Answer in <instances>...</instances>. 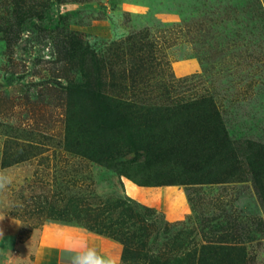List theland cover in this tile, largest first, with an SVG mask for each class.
I'll list each match as a JSON object with an SVG mask.
<instances>
[{
  "label": "rangeland",
  "instance_id": "rangeland-1",
  "mask_svg": "<svg viewBox=\"0 0 264 264\" xmlns=\"http://www.w3.org/2000/svg\"><path fill=\"white\" fill-rule=\"evenodd\" d=\"M0 185V264H264V0H0Z\"/></svg>",
  "mask_w": 264,
  "mask_h": 264
},
{
  "label": "crops",
  "instance_id": "crops-1",
  "mask_svg": "<svg viewBox=\"0 0 264 264\" xmlns=\"http://www.w3.org/2000/svg\"><path fill=\"white\" fill-rule=\"evenodd\" d=\"M131 190L126 186L124 191ZM164 193L170 191V188L164 190L154 189ZM136 191V190H135ZM185 201L180 198L178 206L169 210L170 217L177 216L179 211H185ZM177 209V210H176ZM167 213V212H166ZM39 241L36 243V249L43 251L35 254L30 264H73L75 249L78 247L81 239H86L88 245L95 247L101 254L111 255L118 259L119 245L100 233L89 232L84 229L73 227L69 224H58L55 222L44 223L40 230ZM25 245V243H23ZM45 254V257L42 256Z\"/></svg>",
  "mask_w": 264,
  "mask_h": 264
},
{
  "label": "clouds",
  "instance_id": "clouds-1",
  "mask_svg": "<svg viewBox=\"0 0 264 264\" xmlns=\"http://www.w3.org/2000/svg\"><path fill=\"white\" fill-rule=\"evenodd\" d=\"M2 186L0 185V187ZM2 218L3 216H0V219ZM74 251L73 264H119V260L116 257L101 254L95 247L89 246L86 239H81Z\"/></svg>",
  "mask_w": 264,
  "mask_h": 264
},
{
  "label": "trees",
  "instance_id": "trees-1",
  "mask_svg": "<svg viewBox=\"0 0 264 264\" xmlns=\"http://www.w3.org/2000/svg\"><path fill=\"white\" fill-rule=\"evenodd\" d=\"M106 124V121H104L103 125ZM6 162V161H5ZM96 232H101L99 228L94 229ZM114 237V236H113ZM117 241L121 242L123 245L126 243V240H123L121 238H115Z\"/></svg>",
  "mask_w": 264,
  "mask_h": 264
}]
</instances>
